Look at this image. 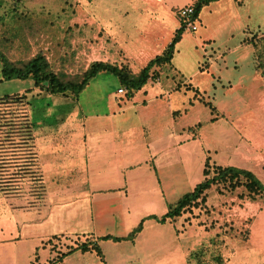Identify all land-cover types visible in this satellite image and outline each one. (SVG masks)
Wrapping results in <instances>:
<instances>
[{"label":"crops","instance_id":"1","mask_svg":"<svg viewBox=\"0 0 264 264\" xmlns=\"http://www.w3.org/2000/svg\"><path fill=\"white\" fill-rule=\"evenodd\" d=\"M196 1L127 0L143 19L131 39L119 37L112 20L95 21L110 39L108 47L142 50L144 67L180 28L176 9ZM221 2L203 6L196 16L198 29H183L171 61L151 68L159 82L149 77L139 89L120 95L118 79L116 89L89 95L84 104L80 94L91 80L110 73L98 71L75 99L43 91V103L35 100L34 116L30 109L33 138L20 145L15 162L20 172L35 170L43 190L36 198L0 191V264H197L195 255L203 246L209 257L223 258L218 264H264L262 247L240 248L217 239L220 222L202 229L201 208L162 220L170 206L204 180L206 161L248 169L264 183L263 111L248 110L242 99L259 90L255 84H237L246 89L228 99L229 67L236 68L238 61L229 65L224 52L212 56L203 44L221 47L218 34L227 26L218 22L225 9ZM127 5L120 12L127 14ZM203 14L210 29H202ZM246 38L236 47L247 45ZM196 46L202 47V57ZM254 72L252 80L259 81L255 67ZM17 82L21 86L13 93L39 92L30 78ZM100 100L102 108H95ZM29 153L34 155L31 166ZM205 194L207 206L217 210L223 198H248L243 185L224 194L212 186ZM212 213L208 220L217 218ZM240 214L238 223L243 222ZM58 239L73 249L55 260ZM85 240L101 252L78 248L76 242Z\"/></svg>","mask_w":264,"mask_h":264},{"label":"rangeland","instance_id":"2","mask_svg":"<svg viewBox=\"0 0 264 264\" xmlns=\"http://www.w3.org/2000/svg\"><path fill=\"white\" fill-rule=\"evenodd\" d=\"M126 1L0 0V48L8 50V57L19 63L37 53H42L49 62L51 69L64 79H80L91 64L96 61L107 62L131 73H138L143 68V64L140 62L143 61V51L117 49L114 45L108 47L110 39L106 37L104 31L99 28L100 25L96 23L98 19L110 22L112 20L113 28L118 32L119 37L131 39L136 36L143 27V19L141 13L132 8L134 3ZM221 3L224 4L225 9L220 11L219 15L217 14L219 16L218 22L227 25L226 29L224 28L225 30L218 34L217 43H222L221 47L211 49L213 45L207 42L203 43L204 47L209 53H212V56L218 52H224L226 59L230 61L229 65L236 58L238 66L236 68L229 67L233 76L231 82L225 87L232 90L228 99H231L239 91L238 89L241 92L242 89H246V87L241 89L240 86L234 87V85L255 84L259 94L256 96L247 94V97L243 95L242 99L246 101L245 105L248 110L262 109L264 127V76L256 70L258 64L256 47L250 42L251 39H256L258 50L263 46L264 52V0H222ZM125 4H128L129 12L127 14L120 12ZM219 8L214 6L211 9ZM202 19V29H210L211 26L206 21V15L203 14ZM218 22L213 20L212 24L217 25ZM227 28H231V34L227 32ZM4 34L10 38H4ZM246 36L248 44L239 48L236 47L240 40ZM195 48L196 54H200L202 57V47L196 46ZM254 67L261 76V78L257 77L259 81L252 80L253 76L256 75ZM261 70L264 71V66ZM118 85V78L114 74H98L91 80L87 90L80 94V99L84 103L87 96L100 95L116 89ZM19 86L21 85L17 79L0 81V143L2 144L0 150L4 154V158H8L6 166H4L5 170H1L0 173L3 180L1 187L8 191L12 190L11 193L22 192L36 198L35 193L39 191V188H35L36 180L30 177H21L17 182H10L13 179L11 176H14L18 169L16 165L18 162L16 163L15 160L20 156V152L17 146L22 144L21 138L27 136V126L32 124L30 109L32 116L36 114L32 102L29 104L24 98L29 97L30 93H27L28 96H25L24 93H13ZM36 88L39 89V87ZM42 101L44 100L41 99L40 103H43ZM101 103V100L98 101L95 108H102ZM0 165H2L1 160ZM213 186L219 193H225L222 186ZM246 200V202L243 200L237 202L238 199L223 198L218 204L221 210H217L214 205L207 206L205 200V208L201 207L202 211L200 212L204 214L199 222L202 229L214 225V220H216V222H220L221 232L220 236L217 235V239H223L228 243L227 245L240 248L262 247L264 249V196L257 195L255 198L248 197ZM258 204L260 208L255 215ZM197 208L199 207L197 206ZM210 213L217 218L213 217L212 220H208L209 218L206 217ZM239 214L243 220L242 223H238L240 222L238 220ZM204 224H208V226ZM80 243L76 242L78 245ZM214 244L217 243L214 242ZM200 249H202L200 251H204L207 247L203 246ZM198 260L197 264H218L216 259L206 254L204 257L200 255ZM246 260L253 262L254 259Z\"/></svg>","mask_w":264,"mask_h":264},{"label":"trees","instance_id":"3","mask_svg":"<svg viewBox=\"0 0 264 264\" xmlns=\"http://www.w3.org/2000/svg\"><path fill=\"white\" fill-rule=\"evenodd\" d=\"M215 0H197L195 2V16L199 13L203 6L208 5L210 2ZM183 28H179L176 34L171 39L170 43L164 48L161 54L156 55L153 59H151L138 73H131L129 71L124 70L123 68H119L117 66L111 65L107 62L96 61L91 64L89 69L82 75L80 79H64L57 72L51 69L49 62L45 58L42 53H37L32 57L26 59L22 62L12 61L8 55L7 51L0 48V63H1V79L2 80H10V79H27L30 78L34 81V85L39 87V92L30 95L29 97H24L30 104H35V100L42 97L43 91L50 92L53 94H62L65 96H71L72 99L77 98V96L82 92L86 84L89 80L95 76L98 71H107L116 75L122 85H125L129 88L127 93H131L133 90L139 89L142 85H144L149 77L157 76V72L155 70H151L153 66H161L163 64L169 63L173 57L175 44L179 40ZM4 38H10L7 35H3ZM11 40V39H10ZM247 42V39H246ZM256 47V60L258 62L256 70L264 76V71L261 68L264 66V52L263 46L258 50L257 40L251 39L250 41ZM26 49L28 47L26 46ZM25 96H28L27 93ZM42 99V98H41ZM40 100V99H39ZM64 107V106H61ZM62 111V110H61ZM66 112V111H64ZM63 112V113H64ZM62 119V118H61ZM31 125L27 126V136L21 138L22 145H27L32 137ZM2 144L0 143V146ZM20 145L17 146L20 149ZM0 150V173L1 170L4 171V166H6L8 158H4V154L1 153ZM29 153L30 163L28 165H34V155L31 156ZM18 166V165H17ZM30 168V167H29ZM35 168V167H34ZM33 168V169H34ZM23 171L20 172V167L15 171V175L11 176L13 179H9L11 181H18L21 177H30L35 181V188H39L37 191L36 197L40 196L43 190L42 179L41 176L35 171H30L28 168H22ZM24 176H23V175ZM205 178L200 183H198L192 191L186 192L182 195V197L178 200L175 205L170 206L168 212L162 217V220H165L167 217H176L180 216L182 213L187 210H191L192 207H204V202L206 200V191L212 187L213 185L222 186L225 191L234 190L236 187L243 185L247 191V196L249 198H255L258 196H264V183L259 179L252 171L235 167V166H220V165H209L208 161H206L204 168ZM19 178V179H18ZM7 180V182H9ZM6 181V180H5ZM2 177H0V189H3L4 192H11L1 187ZM2 183V184H1ZM11 189V188H10ZM141 229V224L136 227V229L129 235V237H133V235ZM115 240H119V237H114ZM82 251H86L88 249H96L99 253L101 252L100 248L92 241L85 240L78 245ZM73 247L70 245L67 247V250L61 253L60 255H56L55 260H60L62 256L72 250ZM199 249L196 252V259L201 256H205L206 250L200 251ZM213 259H216V263L222 262V257L214 256ZM198 263V262H197Z\"/></svg>","mask_w":264,"mask_h":264},{"label":"built area","instance_id":"4","mask_svg":"<svg viewBox=\"0 0 264 264\" xmlns=\"http://www.w3.org/2000/svg\"><path fill=\"white\" fill-rule=\"evenodd\" d=\"M175 13L177 18L180 20L181 28L191 31L198 29V21L195 16V2L188 3L184 6L177 8ZM150 79L153 80L154 82H159L158 76L155 77L151 76ZM128 90L129 88L127 86L121 85L118 87L117 93L120 95L122 94L124 95L127 94ZM53 245L55 246L54 248L56 249L55 250L56 255H60L61 253L67 250L68 246H70L66 244V242L63 239H58V241H56Z\"/></svg>","mask_w":264,"mask_h":264}]
</instances>
